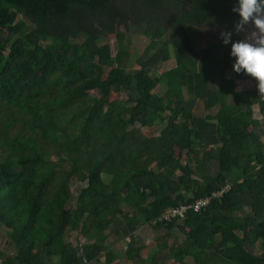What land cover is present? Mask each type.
Masks as SVG:
<instances>
[{
	"label": "trees",
	"instance_id": "1",
	"mask_svg": "<svg viewBox=\"0 0 264 264\" xmlns=\"http://www.w3.org/2000/svg\"><path fill=\"white\" fill-rule=\"evenodd\" d=\"M238 9L0 0V264H264V94L242 90L259 109L249 126L226 103L237 80L256 81L233 70ZM209 27L217 39L197 31ZM121 28L114 55L108 38ZM134 31L161 34L135 65ZM160 125L152 143L142 128ZM75 183L85 184L77 194ZM205 197L197 212L171 214ZM144 224L172 247L163 239L145 257Z\"/></svg>",
	"mask_w": 264,
	"mask_h": 264
},
{
	"label": "rangeland",
	"instance_id": "2",
	"mask_svg": "<svg viewBox=\"0 0 264 264\" xmlns=\"http://www.w3.org/2000/svg\"><path fill=\"white\" fill-rule=\"evenodd\" d=\"M260 15H264L263 12H260ZM198 32L201 33V37L203 35V31H207L206 34L210 37H214L217 39V36L213 31L212 28H203L198 29ZM213 33V34H212ZM258 33V29L255 26L253 20L250 18L246 23L239 26L236 30L237 34V41L240 40H249L252 41L255 38V35ZM204 33V35H206ZM128 36L127 33H125L124 29L118 30L116 34H112L109 36L108 40L111 44L113 54L115 55L117 53V44L118 39H126ZM131 41V56L129 58V63L134 64L136 59L143 55V53L146 51L147 47L154 39H160L161 34L157 31H153L150 36H145L142 31H134L130 34L128 37ZM221 40H223V37H221ZM202 47H205V44H202ZM175 60L170 59L167 61H162L158 65L155 75L159 76L161 72L165 71L166 69L172 68L175 66ZM135 65V64H134ZM236 87L238 93L234 96H232L230 99L226 100L227 104H231L234 106V108L230 109L229 114L232 116L234 120L241 121L243 123H246L248 126L250 125V120L256 115L259 116V109L258 106H248L242 97V90L245 89H258L257 88V81L253 80H237L236 81ZM160 87H157L155 91H158ZM111 100H118V101H124L126 100L127 96L124 93L120 92H112L110 94ZM198 110H200V107H198ZM139 125V124H138ZM163 127V125H160L156 128L151 127H145L142 128V131L150 136V139H152V143H156L159 140L160 130ZM177 154H179V150H177ZM185 160L183 159V162ZM79 185V186H78ZM85 184H79L75 183L72 185V189L74 193L77 194L78 189H80ZM137 236L140 238V243L143 245H146L147 248L143 252L144 256L146 257L148 255V252L151 250V248H156L157 242L162 241L163 239H166L168 241V247H172L173 241L175 239L166 237L165 230H155L153 227L150 226V224H144L143 226L138 228ZM71 240L73 242L76 241V233H72ZM109 242L114 246L116 251L124 252L127 248V241L124 239L120 240L117 239L116 235L112 234L109 236ZM5 238L2 234H0V244L4 245ZM9 251L13 252V247H9ZM103 259V258H102ZM125 262L127 264H131V260L126 259Z\"/></svg>",
	"mask_w": 264,
	"mask_h": 264
},
{
	"label": "clouds",
	"instance_id": "3",
	"mask_svg": "<svg viewBox=\"0 0 264 264\" xmlns=\"http://www.w3.org/2000/svg\"><path fill=\"white\" fill-rule=\"evenodd\" d=\"M264 0H239V15L242 21L250 18L258 29L254 40H240L232 44L231 55L235 58L233 70L243 72L257 81V88L264 94V15H260ZM227 42V40H225Z\"/></svg>",
	"mask_w": 264,
	"mask_h": 264
},
{
	"label": "built area",
	"instance_id": "4",
	"mask_svg": "<svg viewBox=\"0 0 264 264\" xmlns=\"http://www.w3.org/2000/svg\"><path fill=\"white\" fill-rule=\"evenodd\" d=\"M210 201V198L209 197H205L203 199H200V200H197L193 206H182L180 208H177V209H173L171 211V214L172 215H179V216H183L186 211L190 208V207H193L194 208V211L197 212L201 207L205 206L206 204H208Z\"/></svg>",
	"mask_w": 264,
	"mask_h": 264
}]
</instances>
